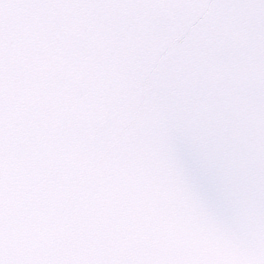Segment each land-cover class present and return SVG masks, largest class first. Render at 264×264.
Returning a JSON list of instances; mask_svg holds the SVG:
<instances>
[{"label": "snow or ice", "instance_id": "obj_1", "mask_svg": "<svg viewBox=\"0 0 264 264\" xmlns=\"http://www.w3.org/2000/svg\"><path fill=\"white\" fill-rule=\"evenodd\" d=\"M0 264H264V0H0Z\"/></svg>", "mask_w": 264, "mask_h": 264}]
</instances>
